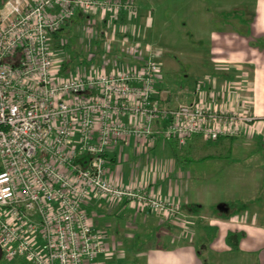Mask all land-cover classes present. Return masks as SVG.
<instances>
[{
    "label": "built area",
    "instance_id": "obj_1",
    "mask_svg": "<svg viewBox=\"0 0 264 264\" xmlns=\"http://www.w3.org/2000/svg\"><path fill=\"white\" fill-rule=\"evenodd\" d=\"M78 13L88 28L100 16L121 31L122 39L111 37L122 40L120 56L103 68L92 65L93 54L90 69L63 73L52 36ZM121 15L137 16L133 0H7L0 11V248L7 261L93 264L107 254L87 211L94 198L169 221L185 218L179 202L107 177L110 148L129 140L155 144V122L164 124V139L181 146L193 136L214 142L258 133L260 120L236 110L202 101L162 107L155 96L163 64L150 45L132 39L131 22L116 25ZM122 55L134 61L124 63Z\"/></svg>",
    "mask_w": 264,
    "mask_h": 264
},
{
    "label": "crops",
    "instance_id": "obj_2",
    "mask_svg": "<svg viewBox=\"0 0 264 264\" xmlns=\"http://www.w3.org/2000/svg\"><path fill=\"white\" fill-rule=\"evenodd\" d=\"M254 12L250 24L240 17L249 27V34H239L232 27L213 34L211 58L201 83H197L201 85V91L188 96L189 104L202 101L219 111L236 110L259 119L258 133L214 142L193 136L186 142L190 150L246 139L255 144L256 151H264V48L253 45L258 39L264 40V0H258ZM126 16L125 22L120 19L114 22L117 26L131 22L134 33L138 10L136 17ZM74 19L79 23L86 22L81 13ZM122 56L124 63L134 61ZM160 83L155 98L161 106L170 107L165 90L159 88ZM123 120L130 121L128 118ZM163 128V123L155 122L153 130L157 140L153 145L129 140L110 148L107 177L116 185L146 187L159 197L179 202L185 218L169 221L148 210H137L126 202L91 199L88 214L95 229L105 236L109 248V252L99 255L93 264H220L215 258L217 255L233 252L256 258V264H264V211L258 207L259 198L253 195L260 185L250 188L246 183L231 188L225 197L217 189H192L188 182L191 173L175 149V140L164 139ZM235 203L245 204L246 210L234 213L236 209L227 205ZM192 205L199 207L198 213L188 212L186 207ZM221 205H225L227 211H220L218 206ZM220 212L232 216H222ZM229 235L237 249L229 243ZM148 237L153 239L149 241Z\"/></svg>",
    "mask_w": 264,
    "mask_h": 264
},
{
    "label": "rangeland",
    "instance_id": "obj_3",
    "mask_svg": "<svg viewBox=\"0 0 264 264\" xmlns=\"http://www.w3.org/2000/svg\"><path fill=\"white\" fill-rule=\"evenodd\" d=\"M6 1L0 0V11ZM134 1L139 13L135 26L139 31L134 30L132 39L142 45L143 42L147 43L158 54V59L163 64L159 88L167 92L165 96L170 100V107L189 105V96L192 97L196 92L197 83H201L206 64L211 58L213 34L229 27L239 34H249V27L241 22L240 17L250 24L258 3V0ZM222 13L229 16L224 17ZM76 20L64 27L62 40H53L55 44H61L60 48L53 49L55 58L63 64L74 63L67 73L90 69L88 57L93 54L96 57L92 65L103 68L108 66L107 60L114 61L120 56L117 52L122 47V40L116 37L113 40L111 37L113 32L120 36L121 31L107 28L100 16L94 17L90 28L84 21L79 23ZM106 38L112 42L109 53L104 51L107 46ZM66 43L68 46L64 48ZM253 45L262 49L264 40L258 39ZM82 61L86 63L80 64ZM116 61L113 64H117ZM164 106L170 108L167 105L162 107ZM174 144L191 173L188 182L192 189H217L225 197L231 188L245 186L246 183L250 188L260 185L253 195L259 198L258 207L264 211V151H256L254 143L238 139L213 147H193L191 150L187 143L182 147L177 141ZM208 201L211 200H206ZM215 258L220 264H256L257 261L256 258L236 252L221 253ZM18 261L30 264L24 259L7 261L4 258L0 260V264H18Z\"/></svg>",
    "mask_w": 264,
    "mask_h": 264
},
{
    "label": "trees",
    "instance_id": "obj_4",
    "mask_svg": "<svg viewBox=\"0 0 264 264\" xmlns=\"http://www.w3.org/2000/svg\"><path fill=\"white\" fill-rule=\"evenodd\" d=\"M225 16H228V14L227 15H225ZM85 19V18H84ZM120 21L121 22H125L126 21V19H125V16H123V15H121V17H120ZM62 33H65V29L63 28L62 30H60L58 33H55V34H53V36H52V48L53 49H58V48H60L61 47V44H55L54 43V41L53 40H55V41H57V40H62ZM62 43V42H61ZM68 43V42H67ZM64 44L63 46H64V48L65 47H67L68 46V44ZM56 46V47H55ZM84 60V59H83ZM85 61H82V62H80V64L82 63H84ZM86 63V62H85ZM88 64H90V63H88ZM72 66H74V63H68V64H63V73H67V71H69L70 69H69V67H71L72 68ZM227 207H229L230 209H231V207L233 208V209H236L235 210V212L234 213H240V212H243L244 210H246V205L245 204H241V203H235V204H230V206L229 205H227ZM185 208V207H184ZM228 208V209H229ZM186 209L188 210V212H191V213H198V211H199V207L198 206H187L186 207ZM221 213V214H220ZM219 214L220 215H222V216H232V215H229V214H226V213H224V212H220ZM165 223H169L168 221H165ZM170 224V223H169ZM165 225V224H164ZM230 237H232L231 235H229V237H228V241H229V243L230 244H232V241H231V239H230ZM150 240L149 241H151L153 238L152 237H148ZM238 238V237H237ZM239 239V238H238ZM237 239V240H238ZM232 247H233V249H237V246L236 245H233L232 244ZM20 260V259H19ZM25 261V260H24ZM18 264H22L21 262H19L18 261Z\"/></svg>",
    "mask_w": 264,
    "mask_h": 264
},
{
    "label": "water",
    "instance_id": "obj_5",
    "mask_svg": "<svg viewBox=\"0 0 264 264\" xmlns=\"http://www.w3.org/2000/svg\"><path fill=\"white\" fill-rule=\"evenodd\" d=\"M218 209L220 211H227V208L225 205L218 206ZM2 259V249L0 248V260Z\"/></svg>",
    "mask_w": 264,
    "mask_h": 264
}]
</instances>
